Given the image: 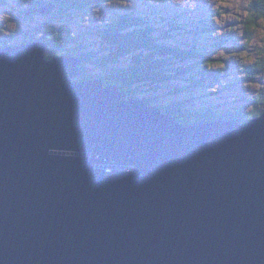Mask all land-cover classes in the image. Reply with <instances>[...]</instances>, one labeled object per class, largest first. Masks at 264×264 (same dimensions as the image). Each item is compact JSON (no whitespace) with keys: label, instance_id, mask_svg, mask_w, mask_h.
Returning a JSON list of instances; mask_svg holds the SVG:
<instances>
[{"label":"water","instance_id":"95a60500","mask_svg":"<svg viewBox=\"0 0 264 264\" xmlns=\"http://www.w3.org/2000/svg\"><path fill=\"white\" fill-rule=\"evenodd\" d=\"M48 49L0 48V264H264V113L185 124Z\"/></svg>","mask_w":264,"mask_h":264},{"label":"trees","instance_id":"16d2710c","mask_svg":"<svg viewBox=\"0 0 264 264\" xmlns=\"http://www.w3.org/2000/svg\"><path fill=\"white\" fill-rule=\"evenodd\" d=\"M43 0H38L42 2ZM57 4V9L52 17L33 14L26 16L28 21L36 22V17L44 22H39L26 32L30 41L41 40L49 45L47 58L61 55H74L82 57L79 79L89 80L94 78L88 73L89 70H97L102 73L106 86L116 85L125 90L129 98L144 97L148 105L154 106L157 99L148 95L158 94L163 86L176 83L173 94H191V85L207 87L208 79L218 82L222 77V71L212 66L214 60L204 55V52L194 45L189 47L178 39L176 35L187 30L189 25L184 20L166 16L161 12L152 15H139L134 12L123 13L116 16L105 28L99 29L100 44L98 48H89L85 44H78L75 49L70 48L76 40L71 35L70 24L73 13L83 10L94 4L104 5L114 0H51ZM252 19L245 21L247 32L251 34V28L257 26V20L264 18V0H255L251 4ZM157 15L158 19L152 16ZM201 23L197 25L195 34L200 38L202 34L217 32V26L213 23ZM59 24V25H58ZM228 39L222 40L215 45L220 47ZM245 73L247 80L255 79L256 74H264V59L256 65L248 68ZM185 83L184 86H180ZM211 96V92H205L203 99ZM250 103L262 108L261 112L252 114L244 110L227 112L224 114L199 113L191 119L188 113H184V103L179 101L169 106H158L164 112L176 117L185 124L196 121L212 122L218 119H234L246 123L264 113V91L258 98H249ZM188 115L187 117H185Z\"/></svg>","mask_w":264,"mask_h":264},{"label":"rangeland","instance_id":"374dc122","mask_svg":"<svg viewBox=\"0 0 264 264\" xmlns=\"http://www.w3.org/2000/svg\"><path fill=\"white\" fill-rule=\"evenodd\" d=\"M35 1L7 0V3L0 4V48L31 42L27 39L26 32L44 20L36 17V22L27 21L25 18L21 22H15L14 19L25 15L24 12L30 10ZM254 1L114 0L104 5L94 4L73 13L69 28L76 42L70 48L75 49L78 44H85L92 49L98 48L100 38L97 30L105 28L119 14L134 12L147 16L161 12L189 24H184L187 30L176 36L187 46L194 45L206 57L213 59L212 66L222 71V77L218 82L208 79L207 87L191 85V94H173L178 88L176 83L163 86L158 94L148 95L157 99L154 106H169L179 101H187L183 104V112L188 113L193 120L199 113L224 114L242 110L248 114L261 112L262 108L250 103L249 98H258L264 91V74H256L254 80L248 81L245 73L248 68L264 59V18L257 20L258 25L251 28V34L247 32L248 27L245 24L254 14H251V4ZM152 17L158 19L157 15ZM203 20H206V24L213 23L217 26V32L205 33L197 38L195 29L197 25L204 23ZM226 39L228 41L220 47L213 45ZM88 73L98 78L102 76L99 69H88ZM184 84L181 83L180 86ZM205 92H211V96L203 99ZM144 97L147 95H141V99Z\"/></svg>","mask_w":264,"mask_h":264},{"label":"flooded vegetation","instance_id":"af4514ba","mask_svg":"<svg viewBox=\"0 0 264 264\" xmlns=\"http://www.w3.org/2000/svg\"><path fill=\"white\" fill-rule=\"evenodd\" d=\"M5 3H7V0H0V4H5ZM48 5H53L51 0H43L42 2H38V0H36L33 3V7L30 10L24 12L25 15H22L19 18H15L14 20H15V22H21V20L23 18H25L26 16H30V15H33V14H38V15L41 16L42 14L39 13V9H41L43 7H46ZM54 5H55V11H56L57 4L55 3ZM42 16H44V15H42ZM25 20H27V19H25Z\"/></svg>","mask_w":264,"mask_h":264},{"label":"clouds","instance_id":"9594fccd","mask_svg":"<svg viewBox=\"0 0 264 264\" xmlns=\"http://www.w3.org/2000/svg\"><path fill=\"white\" fill-rule=\"evenodd\" d=\"M49 6V5H48ZM44 16H46V15H44ZM39 41V40H38ZM32 42V41H31ZM3 48V47H2ZM48 51V50H47ZM62 56V55H61ZM46 57H47V52H46ZM54 58V57H53ZM48 59H51V58H48ZM81 75V74H80ZM94 78H98V77H94ZM102 79V78H101ZM77 80H81V79H79V77H78V79ZM144 100V99H143ZM150 106H152V105H150ZM262 115V114H261ZM260 115V116H261ZM254 119V118H253ZM223 120H225V119H223ZM226 120H234V119H226ZM252 120V119H251ZM250 121V120H249ZM197 122V121H196ZM239 122V121H238ZM194 123V122H193ZM239 123H241V122H239ZM242 124H244V123H242Z\"/></svg>","mask_w":264,"mask_h":264}]
</instances>
